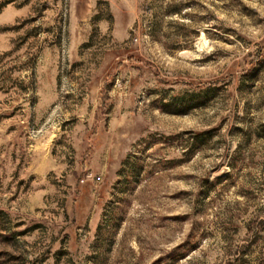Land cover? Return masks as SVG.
Wrapping results in <instances>:
<instances>
[{"label": "rangeland", "instance_id": "1", "mask_svg": "<svg viewBox=\"0 0 264 264\" xmlns=\"http://www.w3.org/2000/svg\"><path fill=\"white\" fill-rule=\"evenodd\" d=\"M0 264H264V0H0Z\"/></svg>", "mask_w": 264, "mask_h": 264}]
</instances>
